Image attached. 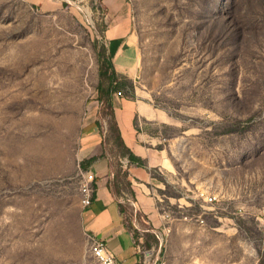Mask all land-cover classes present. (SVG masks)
<instances>
[{"label":"rangeland","instance_id":"1","mask_svg":"<svg viewBox=\"0 0 264 264\" xmlns=\"http://www.w3.org/2000/svg\"><path fill=\"white\" fill-rule=\"evenodd\" d=\"M127 1L141 58L138 86L169 114L171 124L157 129L176 168L157 176L155 190L170 217L169 239L135 235L154 264H264V0ZM61 7L68 15L60 24L79 23L77 42L104 45L106 19L96 0ZM45 20L20 0H0V57L2 45ZM41 33L36 45L43 46L48 34ZM65 39L59 31V44ZM7 68L0 67V146L17 133L25 109L50 115L49 95L24 93L28 80ZM37 82L45 90L49 79ZM4 157L0 148V264H74L55 261L34 236L46 192L14 187L11 169H1ZM163 244L170 250L161 256Z\"/></svg>","mask_w":264,"mask_h":264},{"label":"crops","instance_id":"2","mask_svg":"<svg viewBox=\"0 0 264 264\" xmlns=\"http://www.w3.org/2000/svg\"><path fill=\"white\" fill-rule=\"evenodd\" d=\"M20 1L46 20L13 46L2 45L0 67L17 72L9 76L28 80L24 93L37 94L38 90L48 94L44 103L50 115L42 117L40 110L32 107L24 110L16 120L17 133L5 134L1 143L3 157L7 156L1 160V169H11L18 190L35 185L46 192L41 195V214L36 219L41 222L35 227L39 233L34 236L43 239L57 262L96 261L92 244L94 239H102L124 264H154L155 259L144 250L143 237L134 230L148 232L157 241L169 239L170 217L158 206L155 190L159 187L157 176L176 168L169 144L157 129L171 124L169 114L154 106L138 86L141 58L129 2L96 0L106 19L103 40L117 76L114 83L103 80L99 97L97 54L89 37L77 42L79 33L74 29L79 23L70 22L67 27L57 21L68 15L61 7L63 0ZM42 30L48 34L44 48L36 45ZM59 31H64L66 38L60 44ZM39 78L49 79L45 90L39 87ZM58 78L64 79V84L58 85ZM122 79L132 83V90L114 87ZM109 86L112 90L105 95ZM32 100L27 102L36 104ZM101 100L111 105L123 143L143 164L116 155L108 117L100 115ZM89 159L93 160L82 167ZM114 165L127 170L132 193L119 183L117 188L113 186ZM83 178L90 179L94 188L87 206L81 203ZM169 250L163 244L159 252L163 256Z\"/></svg>","mask_w":264,"mask_h":264},{"label":"trees","instance_id":"3","mask_svg":"<svg viewBox=\"0 0 264 264\" xmlns=\"http://www.w3.org/2000/svg\"><path fill=\"white\" fill-rule=\"evenodd\" d=\"M94 49L96 51L97 54V59L99 62V85H98V89H99V97L100 94L102 95V89H101V84L103 82V80L108 79L110 81V83H114L116 82L117 76L114 72V68H113V64L110 58V55L105 47V45H103L102 47H98V45L96 43H93ZM107 72H109L110 74L107 75ZM123 81L118 85H114V87H122V88H128L129 90H132L133 85L130 81H128L127 79H122ZM112 88L109 86L108 89H106L104 91L105 95H109V93L111 92ZM100 115L105 117H108V123H109V131H110V135L113 139L114 142V146L116 148V155L121 156V157H126L128 159L129 162L131 163H136V164H143V161L138 158L137 156H135L133 154V152L125 146V144L123 143L121 137H120V133L119 130L117 128L116 122L114 121V116L112 113V107L109 103H107L105 100H101V109H100ZM93 159H89L88 161H83L81 163L82 167H85V164L91 162ZM115 169L114 172V181H113V186L115 188L118 187V183L119 184H124L128 191L130 193H132L131 189H130V183L127 180V170L126 169H121V168H116V165L113 166Z\"/></svg>","mask_w":264,"mask_h":264},{"label":"built area","instance_id":"4","mask_svg":"<svg viewBox=\"0 0 264 264\" xmlns=\"http://www.w3.org/2000/svg\"><path fill=\"white\" fill-rule=\"evenodd\" d=\"M91 182L92 181L87 178H83L81 182V203L84 206L89 205L93 199L94 188ZM92 253L98 264H124L122 261L115 258L106 242L102 239H94Z\"/></svg>","mask_w":264,"mask_h":264}]
</instances>
